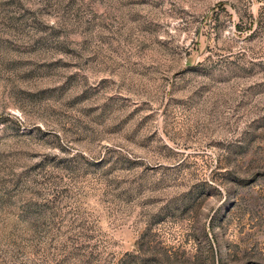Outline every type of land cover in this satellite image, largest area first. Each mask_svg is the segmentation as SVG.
Listing matches in <instances>:
<instances>
[{
    "label": "rangeland",
    "instance_id": "1",
    "mask_svg": "<svg viewBox=\"0 0 264 264\" xmlns=\"http://www.w3.org/2000/svg\"><path fill=\"white\" fill-rule=\"evenodd\" d=\"M0 264H264V0H0Z\"/></svg>",
    "mask_w": 264,
    "mask_h": 264
}]
</instances>
